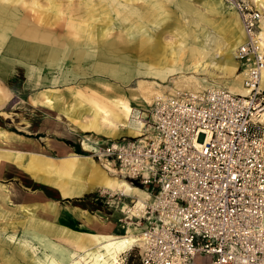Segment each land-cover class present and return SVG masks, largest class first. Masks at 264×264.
<instances>
[{
    "label": "rangeland",
    "instance_id": "374dc122",
    "mask_svg": "<svg viewBox=\"0 0 264 264\" xmlns=\"http://www.w3.org/2000/svg\"><path fill=\"white\" fill-rule=\"evenodd\" d=\"M0 6L4 9L15 8L20 14V20L24 19L29 26L55 35L61 46L57 59H38L41 63H37V59L13 62L7 72L8 78L0 76V86L6 90L0 102V112L8 114L5 116V113H0V128H15L19 131L25 130L23 118L28 110V91H40L52 86L49 82L36 83L37 76L39 79L57 77L52 88L62 96L61 106L54 109L57 116L62 118L59 119L61 124L68 126L69 122L62 107L76 106V102L81 99L79 95L94 103L107 97L125 98L134 110L144 112L145 121L151 104L143 99L139 100L135 94L139 84L157 82L159 88L168 90L176 88L183 81L204 89L213 83L214 76L220 75L211 66L193 73L191 67L188 69L181 65L179 59L184 57L177 44L178 31L185 26L186 29H196V33L205 35L207 39H219L221 34L217 26L236 17L231 9L228 13L217 10V5L211 4L210 0H0ZM260 9L263 21L264 8ZM159 15L164 19L158 21L156 27L153 21ZM139 26L145 34L153 29L155 34H161L158 40L163 47L161 51L152 53L146 46L140 50L134 45H121L120 41L125 40L126 34L130 30L135 33ZM261 30L264 31L262 23ZM145 34L137 36L142 45L147 43H143L147 40ZM111 41L115 42L114 49L124 50H108V43ZM42 49L50 50L46 46ZM37 53L35 50L33 58H37ZM120 59L142 62L148 66H155L161 61L158 66L168 72L163 80L158 81L141 75L102 74L93 69L116 65ZM222 83L233 92L240 93L242 89V78L239 76L228 77ZM117 89L122 91L119 93ZM45 110L52 117L56 115V111ZM262 127L264 130V126ZM50 136L55 145H51V142L48 145L44 139H26L28 148L33 149L35 144L38 145L35 147L36 151L48 156H58V144L63 140L68 142L66 131H56ZM5 159L11 161L13 166H8L4 176H0V264H73L72 259L80 256L83 257V262L94 264L87 251L81 249V243L86 246V242L88 244L92 240L88 237L89 234H101L100 230H107L124 235V228L118 229L115 221L121 215V203L107 204L101 200L98 193L103 188H94L88 194L77 197L64 196L56 186L49 183L54 179L52 174L41 168L29 167L30 157L17 162ZM5 159L0 157L1 161ZM1 166L2 164L0 168ZM22 167L35 169V174ZM132 185L140 187L135 183ZM108 191L112 192L110 189ZM121 199L129 206L127 203L134 200V197L123 195ZM54 205V209L49 207ZM78 207L93 217L92 230L97 232L84 231L87 226L84 218L75 214V208ZM38 220H42L43 224ZM61 250H65V257L67 253L70 254L69 259L59 261L58 251ZM118 258L119 264H141L137 246L120 253ZM207 260L208 256H203L199 259L200 262L194 264H205Z\"/></svg>",
    "mask_w": 264,
    "mask_h": 264
},
{
    "label": "built area",
    "instance_id": "2783aa9c",
    "mask_svg": "<svg viewBox=\"0 0 264 264\" xmlns=\"http://www.w3.org/2000/svg\"><path fill=\"white\" fill-rule=\"evenodd\" d=\"M234 5L244 31L236 48L246 64L243 95L213 85L156 95L148 128L140 136L105 137L89 150L109 159L150 197L119 218L137 227L141 264H264V89L263 13L253 0ZM107 204L122 202L121 191L102 189Z\"/></svg>",
    "mask_w": 264,
    "mask_h": 264
},
{
    "label": "crops",
    "instance_id": "0c3cea01",
    "mask_svg": "<svg viewBox=\"0 0 264 264\" xmlns=\"http://www.w3.org/2000/svg\"><path fill=\"white\" fill-rule=\"evenodd\" d=\"M217 1L219 3L217 4V10L223 13L224 11L228 13L227 11L230 8H227L225 5H223L220 0ZM19 16L20 14L15 8L4 9L3 6H0V76L1 77L4 76L8 78L7 72L9 70L11 63L13 62H19L26 59H37L36 62L41 63L40 62L41 60L38 59H47V58L57 59L59 56V51L61 46H60V41L55 37V35L49 34L47 33V31H44L38 27L29 26L24 21V19L20 20ZM6 17H8L11 21L7 20ZM222 25L230 26L234 30L241 29L238 39L239 41L235 45L236 48V46L242 41L243 38L242 28L237 15L236 17H234L233 20H226L225 23ZM218 27L219 26H217V28ZM202 36L205 37V35L203 34ZM147 44L148 43H146L145 45ZM45 46L46 49L50 48V50L44 51V49L42 48ZM35 50H37L38 52L37 58H33ZM108 50L119 52V51H123L124 49L123 50L111 49L108 47ZM159 63H161V61H158L155 66H148L147 64H144L142 62H131L128 59H120L119 63L116 65L109 67L100 66V67H95L93 69L94 71L102 74L113 73L114 75L117 76H121V74L123 75L128 74L131 76L141 75L146 77H152L153 79H157L158 81H161L164 79V77H166L168 71L164 70L163 68H160L158 66ZM56 78H57L56 76H52L51 79L46 77L39 79L37 76L35 81L38 84L49 82L52 86H54L56 82ZM52 86H49V88H43L40 91H36V90L28 91V106H27L28 110H27V115L23 118L24 120L23 127L25 128V130L19 131L15 128L12 129L0 128V142L2 144L0 146V157L1 159H5V158L12 159L16 162L22 159L27 160L30 157L31 163L29 164V167L41 168L43 169L44 172L52 174L54 176V179H52L49 183L56 186L59 189V192H61V195L69 196V197H77L84 194H88L94 188L99 187L98 183L102 179V172L104 170L101 161L95 159L91 155L89 150L97 148V143H99L101 139L107 136L119 137L124 134L130 136H139L141 133L140 129L142 122H145L143 120L144 112L143 111L140 112L141 110L140 111L134 110L130 105V103L127 100H125V98L122 97H118V98L114 97L113 99H109V97L102 98L101 102L94 103L88 101L86 98L79 95L81 99L80 101L76 102V106L66 107V108L62 107L65 118L68 119L70 122V123L67 122L68 126H66L65 124H61L59 122L62 118H59L57 116V111L54 110L56 107L61 106V103L63 102L62 96L58 92V90H55L54 88H52ZM117 90L119 93L122 91L120 89ZM137 90L138 91L135 94L137 95L139 100L143 99L144 102L150 104L152 103L154 97L159 93L163 94V92L167 91L169 93L174 94L180 91L179 89L178 91L172 92V90H177V87L170 88L168 90H165L162 87L159 88V83L157 82H155L154 84L141 83L139 84ZM5 92L6 90L0 86V102L3 99ZM98 108H102L103 110H105L107 114V118L111 122H113L116 125V127L106 126L98 121V116H97ZM45 109L56 111V115L52 117L47 113L48 110L46 111ZM0 113H5V116H8L6 112H0ZM96 123L97 125H95ZM123 125H130L131 129H128L127 127H123ZM63 129H65L66 131V135H67L66 139L68 142L63 140L61 141L62 143L58 144L57 147L60 152L58 156L56 155L48 156L46 154H42L36 151L35 147H38V145L35 144H33V149L28 148L29 144L26 143L28 139L29 140L44 139L45 141H47L49 145L52 140L50 135L55 134L56 131H63ZM51 145H55V144L51 142ZM73 154L78 155L79 158L91 157V160L93 161V165L84 164L83 170L78 175L79 177L78 183L82 185L80 189V193L78 194H71L67 192V186H69L68 178L74 174L75 171L73 169L78 166V164L74 161V158L77 159V157H74ZM1 164L2 166L0 168V176H4V173L6 172L8 166L12 167L13 163L11 164V161L5 159L3 161L0 160V165ZM22 168L30 172L31 174H35L34 171L35 169H28L26 167H22ZM116 172H117L116 176L119 177L120 175L118 174L117 170ZM59 183L61 184V186ZM129 184L132 186L133 183H129ZM134 187L140 189L143 193H136L134 191L127 190L126 192H123V194L134 197V200L136 199L137 201H138L137 198H141V201L144 202L147 198L150 197V193L142 186H140L141 188L137 186ZM134 200L132 199L130 201L133 202ZM120 206L121 208H125L126 207L125 202H121ZM49 207L51 209H54L55 205L53 207L51 206ZM81 209H82L81 207L75 208L76 210L75 214L84 218L85 224L87 225L86 228H84V231H91L94 227L91 225L93 217L90 216L87 212L82 211ZM120 214L122 215L121 211ZM121 215H118L115 220L117 222L118 229L123 228L122 223L119 220ZM31 220L34 221V219ZM38 221L41 223V225L43 224L42 220H38ZM111 225L114 224L111 223ZM110 228L112 229L113 226H110ZM137 230H138L137 227L133 226L132 223L129 222L126 230L123 232L124 235H120L122 233L117 234L115 232H109L107 230H100L99 232L101 234L91 233L88 235V237H90L92 240L88 242V244L86 242V246L84 245L85 243L84 244L81 243L82 246L81 245L79 246H81L82 250H86L91 246L92 247L100 246L102 248H107L109 250V253L113 254L114 253L113 249L115 250V246L119 242L121 237L130 238L132 247L137 246L138 241L135 238V236L137 235L136 233ZM92 231L97 232L96 230H92ZM69 232L72 233V230H69ZM68 255L70 254L68 253ZM202 257L203 256L201 255H196L194 258V263L200 262L199 259Z\"/></svg>",
    "mask_w": 264,
    "mask_h": 264
},
{
    "label": "bare ground",
    "instance_id": "6f19581e",
    "mask_svg": "<svg viewBox=\"0 0 264 264\" xmlns=\"http://www.w3.org/2000/svg\"><path fill=\"white\" fill-rule=\"evenodd\" d=\"M220 1L224 5H226V7H229L231 10H233L234 13L237 15V17L240 21V25H241L242 32H243V38H244V31H243V27L241 24L240 16H239L237 10L235 9L234 5L228 1H225V0H220ZM210 2L212 4H216V5L219 4L217 0H210ZM253 2L257 8H259V9H260V7L264 8V0H253ZM257 4L260 7L257 6ZM261 12H262V10H261ZM163 19H164V17L159 15V17L154 19L153 24H155L157 27L159 24L158 21H162ZM261 23H262V29H264V25H263L264 20ZM148 30H150V29H148ZM153 30L155 31V29H153ZM153 30H151V32L145 34L146 32L144 30H141V26H139V28L137 29V31L135 33H132L130 30V32H128L126 34L125 40L120 41V43H121V45L127 46V47L129 45L137 46L135 48H138L140 50H142L146 46V48L149 49L152 53H155L157 51H161L163 49V47L158 41L159 38L161 37V34H155V32ZM218 30H219V33L221 34V37L219 39L218 38L217 39H210V38L207 39L206 37H203L202 35L196 33L197 32L196 29H186L185 26H184V28L180 29L178 31L179 34H177L176 36H178V40H177L178 43L177 44L180 47V49L183 53V57H184V59H179V60H181V65L184 68H188V69H189V67H191L193 70V73H199L200 71L204 70L208 66L216 68L218 71V74H220V75L214 76L215 79H214L213 83H210V86L219 85V86L225 87V85L222 83V81H224L228 77L239 76L240 78H242V84H241L242 89L240 91V94L245 95V94H247V92L249 90L247 88V86H245V84H244V78H245V72H246L247 66H246V64H242V67H241V63L237 59V56H236V48L238 45L235 48V45L239 41L238 39H239V34L241 32V29L234 30L230 26L222 25V26L218 27ZM143 34H145L147 37V40H144L143 43L147 42L148 43L147 45H142L141 41H139L137 38V36H139V35L142 36ZM261 34H262V37H264V31L261 30ZM243 38H242V40H243ZM108 47L111 49H114L115 42L111 41L110 43H108ZM234 48H235V50H234ZM238 65H239V67H238ZM214 73H216V72H214ZM259 87L264 89V66L261 68ZM179 89L180 90H182V89L200 90L199 87L191 86L187 83H184L183 81L178 84L177 90H172V92L178 91ZM169 91H171V90H169ZM164 94L172 95L173 93L163 92V94L159 93L158 95H164ZM262 110L263 111L261 114V119H262V123L264 124V107L262 108ZM97 114H98L97 115L98 121L101 124L106 125V126L116 127V125L107 118V114H106L105 110H103L102 108H98ZM95 125H97V123ZM123 127H127L128 129H131L130 125H123ZM147 128H148V126L146 125V122H142L141 129H140V131H141L140 135H142L144 133L143 130H146ZM73 156L77 157V159L74 158V161L78 164V166L73 169L75 171L74 174L68 178L69 186H67V192L71 193V194H78V193H80V189L82 186L80 183H78L79 182L78 181V178H79L78 175L83 170L84 164H90V165L92 164L93 165V161L91 160V157L79 158L78 155H75V154H73ZM98 161H101L102 166L104 168V170L102 172V179L98 183V186L100 188H103L105 190L110 189L112 191H121L122 193L126 192L127 190H131V191H134L136 193H143L140 189L134 187L133 185L131 186L129 184L131 182H129V180H128L129 183L126 181L127 179L119 173V171L114 167V165L112 164V162L109 159L100 158V159H98ZM108 161H110L112 165ZM115 169L118 171V174L121 177H123L124 179L116 176L117 172ZM137 199H138V201L135 199L133 201L134 205L132 207H130L132 212H137L136 209L145 204L144 201H141V198H137ZM127 207L128 206L126 205L125 208H127ZM135 238L138 241V245H139L138 236L136 235ZM131 247H132L131 239L126 238V237H121L119 242L115 246V250L113 249V251H114L113 254H110L109 250L107 248H102L100 246H93V247L91 246V247L87 248L85 251H87L86 252L87 255H89L91 257V259L94 260V262H95L94 264H119L120 263L118 261L120 259V258H118L119 254L121 252H124L128 248L130 249ZM58 252L60 254L59 261H64V258L69 259L68 253L66 254L67 255L66 257L63 254V253H65V250H61ZM72 261H73L72 262L73 264H87L86 262H83L84 259L81 256L75 260H72Z\"/></svg>",
    "mask_w": 264,
    "mask_h": 264
}]
</instances>
